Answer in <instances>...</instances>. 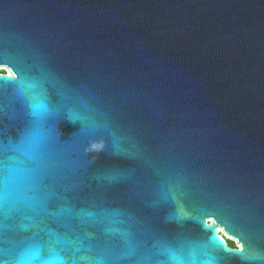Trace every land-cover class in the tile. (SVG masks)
<instances>
[{
	"label": "water",
	"instance_id": "obj_1",
	"mask_svg": "<svg viewBox=\"0 0 264 264\" xmlns=\"http://www.w3.org/2000/svg\"><path fill=\"white\" fill-rule=\"evenodd\" d=\"M0 67V141L43 104L60 161L0 264H264V0H0Z\"/></svg>",
	"mask_w": 264,
	"mask_h": 264
},
{
	"label": "snow or ice",
	"instance_id": "obj_2",
	"mask_svg": "<svg viewBox=\"0 0 264 264\" xmlns=\"http://www.w3.org/2000/svg\"><path fill=\"white\" fill-rule=\"evenodd\" d=\"M4 79V84L17 83ZM43 109V110H42ZM31 128L22 144L11 147L0 141V211L17 190L24 188L33 194L34 209L47 211L48 200L55 195L50 190L60 167L59 157L53 150L50 135L42 131L47 117L43 104L33 105ZM9 152L16 154L9 155Z\"/></svg>",
	"mask_w": 264,
	"mask_h": 264
},
{
	"label": "rangeland",
	"instance_id": "obj_3",
	"mask_svg": "<svg viewBox=\"0 0 264 264\" xmlns=\"http://www.w3.org/2000/svg\"><path fill=\"white\" fill-rule=\"evenodd\" d=\"M0 71H1V72H5V73H7V69H6L5 67H0ZM222 234H224V233H222ZM226 238H227V237H226ZM230 240L233 241L234 246H235L236 242H235L234 240H232V239H230ZM230 240H228V241H230Z\"/></svg>",
	"mask_w": 264,
	"mask_h": 264
},
{
	"label": "trees",
	"instance_id": "obj_4",
	"mask_svg": "<svg viewBox=\"0 0 264 264\" xmlns=\"http://www.w3.org/2000/svg\"><path fill=\"white\" fill-rule=\"evenodd\" d=\"M0 73H5V72H1V71H0ZM228 242H229V246H230V247H235L233 241L230 240V241H228Z\"/></svg>",
	"mask_w": 264,
	"mask_h": 264
},
{
	"label": "bare ground",
	"instance_id": "obj_5",
	"mask_svg": "<svg viewBox=\"0 0 264 264\" xmlns=\"http://www.w3.org/2000/svg\"><path fill=\"white\" fill-rule=\"evenodd\" d=\"M222 233H223V232H222ZM223 235H224V237H227L228 240H230V239L228 238V236H226L225 234H223Z\"/></svg>",
	"mask_w": 264,
	"mask_h": 264
},
{
	"label": "flooded vegetation",
	"instance_id": "obj_6",
	"mask_svg": "<svg viewBox=\"0 0 264 264\" xmlns=\"http://www.w3.org/2000/svg\"><path fill=\"white\" fill-rule=\"evenodd\" d=\"M227 242H228V240H227ZM228 245H229V242H228Z\"/></svg>",
	"mask_w": 264,
	"mask_h": 264
},
{
	"label": "built area",
	"instance_id": "obj_7",
	"mask_svg": "<svg viewBox=\"0 0 264 264\" xmlns=\"http://www.w3.org/2000/svg\"><path fill=\"white\" fill-rule=\"evenodd\" d=\"M226 235V234H225ZM229 238V237H228ZM230 239V238H229Z\"/></svg>",
	"mask_w": 264,
	"mask_h": 264
},
{
	"label": "clouds",
	"instance_id": "obj_8",
	"mask_svg": "<svg viewBox=\"0 0 264 264\" xmlns=\"http://www.w3.org/2000/svg\"><path fill=\"white\" fill-rule=\"evenodd\" d=\"M228 240V239H227Z\"/></svg>",
	"mask_w": 264,
	"mask_h": 264
}]
</instances>
